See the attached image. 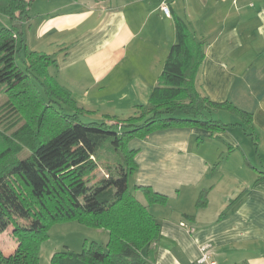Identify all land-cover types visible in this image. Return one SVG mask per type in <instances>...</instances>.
Segmentation results:
<instances>
[{
    "label": "crops",
    "instance_id": "1",
    "mask_svg": "<svg viewBox=\"0 0 264 264\" xmlns=\"http://www.w3.org/2000/svg\"><path fill=\"white\" fill-rule=\"evenodd\" d=\"M41 1L24 24L25 46L53 56L54 77L90 111L139 115L178 42L177 20L189 24L205 45L198 92L234 109L206 113L226 125L218 131L172 127L133 142L136 187L168 198L149 204L133 193L160 227L142 255L150 264H198L201 246L212 244L218 264H264V0ZM10 27L0 14V29Z\"/></svg>",
    "mask_w": 264,
    "mask_h": 264
},
{
    "label": "trees",
    "instance_id": "2",
    "mask_svg": "<svg viewBox=\"0 0 264 264\" xmlns=\"http://www.w3.org/2000/svg\"><path fill=\"white\" fill-rule=\"evenodd\" d=\"M35 1L0 0V14L11 21L10 28L0 29V91L9 96L2 105L4 116L0 120V127L7 130L0 132V235L13 226L19 238L14 254L7 257L0 250V264H40L39 250L48 238L49 228L70 221L109 232L106 249L94 242L80 255L88 264H150L142 250L157 241L160 227L148 208L130 192L129 177L138 169V150H127L126 145L172 127L221 130L226 125L206 113L234 108L228 103H213L198 92L196 81L205 45L186 21L178 19V42L172 46L159 84L149 103L139 108V115L118 123L112 119L102 124L82 122L78 114L85 110L76 108L72 93L49 73L55 58L29 51L22 39L24 23ZM23 52L25 70L17 61ZM53 101L61 110L52 105ZM65 104L76 106L77 112L68 115ZM22 105L30 107L35 116L21 125ZM49 113L56 125L44 133ZM36 119L35 128L32 125ZM117 124L121 133L113 131ZM104 148L117 155L102 157L100 151ZM25 150L29 154L21 157ZM103 168L108 174L97 180V172ZM262 180L264 173L259 177ZM136 190L149 204H165L168 200L151 187ZM205 204L203 194L198 206Z\"/></svg>",
    "mask_w": 264,
    "mask_h": 264
},
{
    "label": "rangeland",
    "instance_id": "3",
    "mask_svg": "<svg viewBox=\"0 0 264 264\" xmlns=\"http://www.w3.org/2000/svg\"><path fill=\"white\" fill-rule=\"evenodd\" d=\"M60 0H53L52 3L59 2ZM42 4L44 7L51 6V3H48V0H42ZM25 24V23H24ZM29 28L24 26L23 28V36L22 39L25 41L30 39L28 36ZM26 58L25 53L23 52L21 55L18 56L17 61L19 66L22 69H26V64L24 59ZM50 69V68H49ZM57 69L52 68L49 70L51 76H55L53 73H56ZM53 72V73H52ZM57 80V77H55ZM58 82V80H57ZM59 83V82H58ZM60 84V83H59ZM40 86V90L43 93L44 88ZM45 99L49 100L48 95L46 92L43 93ZM9 100V96L4 94L0 91V120L4 116V112L1 109L2 105ZM75 100V99H74ZM19 104V103H18ZM53 106L57 110H61V106L56 102L53 101ZM77 106V107H76ZM76 108H82L79 102H76ZM21 107V106H20ZM73 105L65 104L64 109L68 115H72L77 112L76 108ZM21 110V125L26 122H31L32 117L35 116V113L28 108H24L22 105ZM85 110L84 113H79L78 117L84 123H91V122H98L100 124L106 123L109 119L111 121L118 123L120 120L127 121L129 117L136 116V114H132L131 110L123 112L125 110H110L105 108H92L93 110ZM99 109V110H98ZM140 112V109L135 110ZM115 113L124 114L125 118H121L120 116L114 115ZM50 113L47 115L48 121L45 123L43 127V132L48 133L49 129H54L56 125L55 119L51 117ZM9 121V118L7 119ZM6 122V121H4ZM38 119H36L32 126L36 128ZM6 126V125H5ZM8 126V124H7ZM20 126V125H19ZM119 125H115L113 127V131L117 133H121ZM126 130V129H125ZM128 131V130H126ZM0 132L7 133V130L4 126L0 127ZM12 132V131H11ZM11 132H9L11 134ZM9 135V134H8ZM131 140L126 145L127 150H131L133 147V142ZM1 141V139H0ZM109 153L111 155L116 154L105 149H101L100 154L102 157L107 156ZM29 154L28 150H25L21 157H25ZM121 154V153H120ZM117 155V154H116ZM108 174L106 169H102L97 172V180L104 177ZM129 189L131 193H134L136 190V183H135V173H132L129 177ZM109 238V232L103 228H96L88 226L87 224L81 223L80 221H70V222H58L53 224L48 230V238L45 242L42 243L41 248L39 250V258L40 264H88L82 257L80 256L85 249L90 248V246L95 242L101 245L103 248L106 249L107 241ZM19 244V238L14 232V227L11 226L4 234L0 235V250L5 256H10L15 253Z\"/></svg>",
    "mask_w": 264,
    "mask_h": 264
},
{
    "label": "built area",
    "instance_id": "4",
    "mask_svg": "<svg viewBox=\"0 0 264 264\" xmlns=\"http://www.w3.org/2000/svg\"><path fill=\"white\" fill-rule=\"evenodd\" d=\"M163 11L165 14L170 15V10L167 6L163 7ZM213 246L212 244H205L200 248V258L198 260V264H218L213 259L212 253Z\"/></svg>",
    "mask_w": 264,
    "mask_h": 264
}]
</instances>
